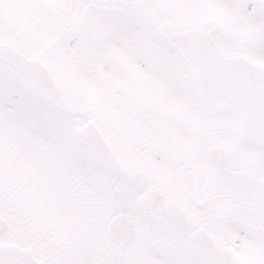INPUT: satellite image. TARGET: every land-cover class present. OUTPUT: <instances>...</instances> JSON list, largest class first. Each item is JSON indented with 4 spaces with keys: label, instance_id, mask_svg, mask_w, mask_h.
<instances>
[{
    "label": "snow or ice",
    "instance_id": "obj_1",
    "mask_svg": "<svg viewBox=\"0 0 264 264\" xmlns=\"http://www.w3.org/2000/svg\"><path fill=\"white\" fill-rule=\"evenodd\" d=\"M0 264H264V0H0Z\"/></svg>",
    "mask_w": 264,
    "mask_h": 264
}]
</instances>
